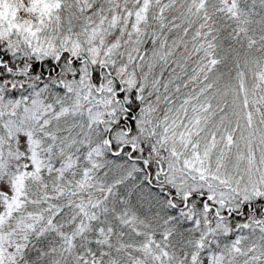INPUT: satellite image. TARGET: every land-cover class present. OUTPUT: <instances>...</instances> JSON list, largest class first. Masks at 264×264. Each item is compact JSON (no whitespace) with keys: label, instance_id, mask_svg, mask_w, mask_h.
I'll list each match as a JSON object with an SVG mask.
<instances>
[{"label":"snow or ice","instance_id":"6c2138e0","mask_svg":"<svg viewBox=\"0 0 264 264\" xmlns=\"http://www.w3.org/2000/svg\"><path fill=\"white\" fill-rule=\"evenodd\" d=\"M0 264H264V0H0Z\"/></svg>","mask_w":264,"mask_h":264}]
</instances>
